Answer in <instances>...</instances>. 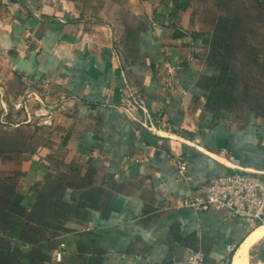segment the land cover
Wrapping results in <instances>:
<instances>
[{"label": "crops", "instance_id": "1", "mask_svg": "<svg viewBox=\"0 0 264 264\" xmlns=\"http://www.w3.org/2000/svg\"><path fill=\"white\" fill-rule=\"evenodd\" d=\"M238 170L264 180V0H0V264H264V223L183 203Z\"/></svg>", "mask_w": 264, "mask_h": 264}, {"label": "built area", "instance_id": "2", "mask_svg": "<svg viewBox=\"0 0 264 264\" xmlns=\"http://www.w3.org/2000/svg\"><path fill=\"white\" fill-rule=\"evenodd\" d=\"M41 115H46V112H40L38 116ZM175 163V180H187L186 162L178 156ZM183 203L197 212L213 211L235 216L254 227L264 223V180L259 173L248 170L225 172L207 182L195 194L189 191ZM232 249L231 246L230 250ZM57 257H60V252ZM230 258L213 264H230ZM187 261L191 264H205L201 251L189 252Z\"/></svg>", "mask_w": 264, "mask_h": 264}, {"label": "water", "instance_id": "3", "mask_svg": "<svg viewBox=\"0 0 264 264\" xmlns=\"http://www.w3.org/2000/svg\"><path fill=\"white\" fill-rule=\"evenodd\" d=\"M10 59L17 66L18 70L34 72L35 68L32 66L33 64V55L28 60H21L15 52H10Z\"/></svg>", "mask_w": 264, "mask_h": 264}, {"label": "rangeland", "instance_id": "4", "mask_svg": "<svg viewBox=\"0 0 264 264\" xmlns=\"http://www.w3.org/2000/svg\"><path fill=\"white\" fill-rule=\"evenodd\" d=\"M36 119L38 120V117H36Z\"/></svg>", "mask_w": 264, "mask_h": 264}, {"label": "bare ground", "instance_id": "5", "mask_svg": "<svg viewBox=\"0 0 264 264\" xmlns=\"http://www.w3.org/2000/svg\"><path fill=\"white\" fill-rule=\"evenodd\" d=\"M249 243V242H248ZM246 244V243H245Z\"/></svg>", "mask_w": 264, "mask_h": 264}]
</instances>
